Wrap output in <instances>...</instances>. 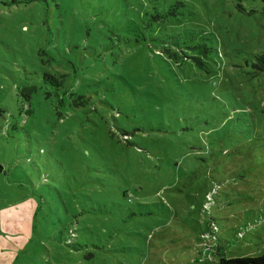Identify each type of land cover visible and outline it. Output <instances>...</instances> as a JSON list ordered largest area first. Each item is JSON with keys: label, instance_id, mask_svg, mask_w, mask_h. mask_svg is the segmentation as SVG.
I'll return each instance as SVG.
<instances>
[{"label": "rangeland", "instance_id": "rangeland-1", "mask_svg": "<svg viewBox=\"0 0 264 264\" xmlns=\"http://www.w3.org/2000/svg\"><path fill=\"white\" fill-rule=\"evenodd\" d=\"M10 1L0 264L264 254V0Z\"/></svg>", "mask_w": 264, "mask_h": 264}, {"label": "trees", "instance_id": "trees-1", "mask_svg": "<svg viewBox=\"0 0 264 264\" xmlns=\"http://www.w3.org/2000/svg\"><path fill=\"white\" fill-rule=\"evenodd\" d=\"M31 0H23L24 3H29ZM36 1V0H34ZM31 1V2H34ZM20 3L17 0H11L10 4ZM240 8L239 6H237ZM200 52L204 55L208 54L211 51V48H208L205 44L199 45ZM258 71H264V54L258 56L257 64L254 65ZM50 79V78H49ZM3 171V167L0 164V173ZM218 264H264V254L257 257H230L225 258L220 256Z\"/></svg>", "mask_w": 264, "mask_h": 264}]
</instances>
